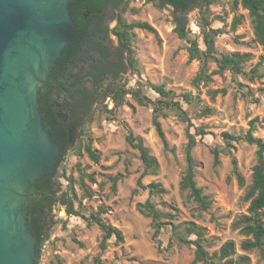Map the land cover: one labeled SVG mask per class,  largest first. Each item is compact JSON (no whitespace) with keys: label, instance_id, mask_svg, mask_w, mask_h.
<instances>
[{"label":"rangeland","instance_id":"1","mask_svg":"<svg viewBox=\"0 0 264 264\" xmlns=\"http://www.w3.org/2000/svg\"><path fill=\"white\" fill-rule=\"evenodd\" d=\"M211 12L210 27L218 32L215 40L217 55L233 52L250 54L249 61L243 66L244 75L235 76V81L229 72H224L214 74L208 84L194 88L192 79L199 69V63L188 61L187 45L173 31L172 9L162 6L157 0H131L123 17L128 22H147L157 34L134 30L136 39L132 47L136 68L128 66L124 53V66L119 76L115 80L107 79L102 84L103 88L111 83L128 92L140 91L153 101L161 98L150 89V85H163L174 93V100H179L187 113L191 124L189 133L196 142L192 150L194 181L203 194L212 200L210 208L206 212L198 211L187 192L179 189V181L185 170L187 124L173 112L163 110L158 121L167 142L164 148L152 125L151 107L138 105L128 95L125 104L114 109L113 101L102 95V88L97 92V104L101 108L93 107V123L89 127L92 146L99 160L94 163L85 153L75 156L73 152L78 147V140L58 166L55 184L57 196H61L67 190V177L73 175L77 179L79 176L76 164L81 171L92 175L94 182L84 180L90 197H83L78 185L74 187L76 208L88 215L101 207L105 212L101 218L122 233L124 242L115 244L112 238L106 251L98 256L101 239L98 227L88 226L80 217L67 215L63 206L54 205L47 216L49 237L40 249L39 264H94L95 257H99V264H193L192 246H173L171 251L159 254L152 241L150 219L136 211V204L143 203L148 194L146 189L137 186L143 165L138 152L126 143L128 130L141 138L149 153L157 159V173L144 175L141 184L146 186L154 182L165 189L166 193L155 200L162 210L175 215L174 226L194 223L205 228L203 244L210 254L218 251L225 242L232 241L236 256H248L249 264H264V258L258 251L241 250L240 243L245 237L231 227L234 218L247 211L248 202L244 200V193L251 179L255 147L238 141L230 149L244 180L241 187L231 176V158L226 153L227 147L222 138L223 133L244 134L250 120L264 119V66L258 69L259 77L250 79V72L258 64L263 51L254 40L246 10L240 6L233 10L230 0H217L211 6ZM117 14L118 10H108L109 31L117 22ZM198 15V9L185 14L186 29L203 48L197 26ZM234 17H238L240 23L233 29ZM106 43L112 51L119 49L117 39L111 32ZM207 67L209 72L216 70L214 63H209ZM85 88L90 89L89 84ZM220 89H224L225 93L211 99L209 92ZM184 93H191L199 101L195 99L191 104L183 102L180 96ZM206 108L210 110L208 114L203 111ZM255 137L264 141V129L258 127ZM216 150L217 163L214 160ZM117 177L113 187L112 180ZM171 234V227L165 226L160 235L162 248L166 247Z\"/></svg>","mask_w":264,"mask_h":264},{"label":"trees","instance_id":"2","mask_svg":"<svg viewBox=\"0 0 264 264\" xmlns=\"http://www.w3.org/2000/svg\"><path fill=\"white\" fill-rule=\"evenodd\" d=\"M151 2L153 0H144ZM162 6H168L174 14V33L187 45L188 61H198L199 69L192 79V86L198 88L201 84H208L212 81L214 74L229 72L235 81V76L244 75V63L249 61L250 54L233 52L230 54L217 55L215 40L217 30L210 27L211 6L217 0H157ZM131 0H74L69 6L71 19L76 25V31L71 43L62 53L56 62V66L50 74V80L57 84L44 85L40 88L39 106L41 110L44 127L50 133L52 139L59 145L60 157L55 163L52 171L42 180L33 186L36 193L29 199L25 206L28 218V227L32 235L36 238L39 249L48 239L50 225L47 220L49 211L54 205L65 208L69 216L80 217L86 221L88 226L95 225L101 231V239L98 244V256L102 255L112 238L115 244H122L124 238L122 233L115 227L108 225L102 218L105 212L98 207L95 212L88 215L82 214L76 208L75 185L83 191V197H90L85 188L84 180L94 182L92 175L86 174L79 169L77 179L70 175L67 177V190L61 196H57L55 176L57 168L64 160L68 151L74 147L79 140L78 147L73 152L75 156L85 153L91 161L97 163L99 156L92 146V136L89 130L93 123V107L97 104V90L102 87L105 80H115L124 66L123 54H126V61L130 68H136L135 52L132 44L136 39L134 30H141L156 35V30L147 22H128L123 14ZM233 10L240 6L247 11L251 22L253 36L263 51L258 64L251 70L250 79L259 77L258 69L264 66V0H230ZM123 6V8L121 7ZM111 8V9H110ZM198 9L197 26L203 48L198 39L190 35L186 29L187 20L185 14ZM108 10H118L115 26L109 31L105 24L109 20ZM240 23L238 17H234L232 28ZM111 32L117 39L119 49L112 51L107 45L108 35ZM214 63L216 70L209 72L207 65ZM87 79V80H86ZM93 81V90L89 88L74 87L83 81ZM237 85H240L236 82ZM161 100L153 101L140 91H126L109 83L103 90V96L109 97L114 109L125 104V97L130 96L140 106L151 107L153 111L152 125L164 148L167 142L158 121L163 110L171 111L182 122L187 124V143L185 146V170L179 181L181 192H187L188 197L195 204L200 212H206L212 200L203 194L195 181V164L192 157V150L195 146V138L189 133L191 126L186 111L182 108L181 102L174 100V93L166 90L163 85H150ZM225 90H213L209 92L211 99L217 94H224ZM244 95L245 92H242ZM199 101L191 93L181 94L180 100L187 104ZM101 108V106H99ZM105 108V107H103ZM208 114L209 109H204ZM258 127L264 129V119L254 118L249 121L248 129L244 134L232 135L223 133L222 138L227 147L226 153L231 158V176L235 178L239 186H244V180L238 171L236 160L231 152L234 142L243 141L255 147V162L252 167L249 185L245 188L244 200L248 202L246 214L236 216L231 227L238 230L245 239L240 243V248L244 252L256 250L264 258V141L255 137ZM200 133V130H198ZM201 134V133H200ZM127 145L138 152L139 159L143 165V173L138 179L137 186L147 190L148 197L143 203H137L136 211L142 216L150 219L152 227V241L155 243L157 252L161 254L171 251L173 246H192L193 264H249V257L246 255H235V245L232 241L222 244L218 251L208 253L204 247L205 228L194 223H186L183 226H174L175 215L165 212L160 208V204L155 200L163 196L166 191L158 183H150L146 186L141 184V178L146 175H155L158 171L157 159L149 153L141 138L127 131L125 136ZM218 151H214V160L217 163ZM117 178L112 180L115 187ZM79 205L80 202L78 203ZM79 208V207H78ZM170 226L172 234L165 248H162L160 235L165 226ZM194 236L191 239L189 236ZM40 251V250H39ZM94 264H99V257L93 259Z\"/></svg>","mask_w":264,"mask_h":264},{"label":"water","instance_id":"3","mask_svg":"<svg viewBox=\"0 0 264 264\" xmlns=\"http://www.w3.org/2000/svg\"><path fill=\"white\" fill-rule=\"evenodd\" d=\"M74 0H0V264H39L25 206L60 156L40 88L71 43Z\"/></svg>","mask_w":264,"mask_h":264},{"label":"flooded vegetation","instance_id":"4","mask_svg":"<svg viewBox=\"0 0 264 264\" xmlns=\"http://www.w3.org/2000/svg\"><path fill=\"white\" fill-rule=\"evenodd\" d=\"M111 9V8H110ZM107 23L108 22H106L105 24L107 25ZM51 74V73H50ZM87 80V79H86ZM48 81H49V83L48 84H46V85H50V84H52V85H55V86H57V84H55L54 82H52L51 80H50V76H49V79H48ZM87 84H89V86H90V89L91 90H93V81H90V82H86L85 80L83 81V82H81V83H78L75 87H74V89H76V88H84ZM103 87H101L100 89H102ZM105 88V87H104ZM104 88H103V90H104ZM100 89H98L97 90V92L100 90ZM96 95H98V93H96ZM61 154V153H60ZM60 157V156H59ZM58 157V158H59ZM58 160V159H57ZM57 162V161H56Z\"/></svg>","mask_w":264,"mask_h":264}]
</instances>
